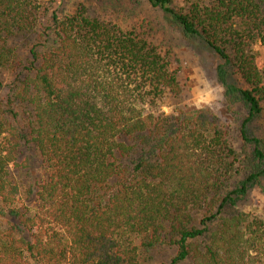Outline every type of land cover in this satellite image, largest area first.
Returning a JSON list of instances; mask_svg holds the SVG:
<instances>
[{"label": "trees", "instance_id": "obj_1", "mask_svg": "<svg viewBox=\"0 0 264 264\" xmlns=\"http://www.w3.org/2000/svg\"><path fill=\"white\" fill-rule=\"evenodd\" d=\"M146 1L219 59L247 111L240 149L208 110L163 112L178 72L145 31L0 0V264H156L161 248L168 264H264V218L240 209L264 177L246 128L264 113V0ZM26 152L43 175L22 203Z\"/></svg>", "mask_w": 264, "mask_h": 264}, {"label": "rangeland", "instance_id": "obj_2", "mask_svg": "<svg viewBox=\"0 0 264 264\" xmlns=\"http://www.w3.org/2000/svg\"><path fill=\"white\" fill-rule=\"evenodd\" d=\"M40 2L43 7H48V15L52 10L58 9L59 15L62 16L73 12L77 5L84 4L90 7L93 15H100L125 27L136 26L140 31H145L150 41L162 53L169 54L173 69L178 72L177 78L181 91L175 99L165 100L162 107L163 112L170 113L175 109L208 110L229 129L235 147L240 149L239 130L247 116V111L242 104L231 99L220 84L217 75L219 59L201 43L185 38L181 30L161 11L152 8L146 0H40ZM259 51L264 61V46ZM228 81L235 83L238 87H243L239 78L231 73H229ZM205 84L212 88H219V99L210 108L197 109L192 105V95ZM246 128L251 137L264 141V113ZM26 157L30 160V166L27 169L15 171L22 191L20 198L22 203L26 202L25 197H28L27 190L43 175V169L34 154L29 155L26 152L22 158ZM254 189L264 190V177ZM251 192L241 204L240 209L256 212L264 218V202L255 200ZM173 254L174 251L169 248L157 249L153 252V262L168 264ZM179 264L190 263L185 261Z\"/></svg>", "mask_w": 264, "mask_h": 264}, {"label": "clouds", "instance_id": "obj_3", "mask_svg": "<svg viewBox=\"0 0 264 264\" xmlns=\"http://www.w3.org/2000/svg\"><path fill=\"white\" fill-rule=\"evenodd\" d=\"M219 88H212L205 84L192 95V105L197 109L210 108L219 99ZM170 111V109H166ZM251 196L260 202H264V190L253 189Z\"/></svg>", "mask_w": 264, "mask_h": 264}]
</instances>
